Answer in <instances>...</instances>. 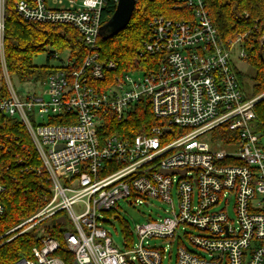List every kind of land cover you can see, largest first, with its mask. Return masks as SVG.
<instances>
[{
	"label": "built area",
	"instance_id": "built-area-1",
	"mask_svg": "<svg viewBox=\"0 0 264 264\" xmlns=\"http://www.w3.org/2000/svg\"><path fill=\"white\" fill-rule=\"evenodd\" d=\"M178 1L190 17L150 22L144 52L160 54L159 65L115 74L100 87L93 81L116 69L114 61L99 59L106 0H15L25 20L69 23L89 47L81 65L69 67L67 57L46 78L24 80L41 88L22 95L6 63V0H0V113L23 123L52 190L39 211L4 235L61 215L66 221L57 224H72L43 235L32 256L16 264H162L168 245L151 243L158 238L177 241L175 264H264V135L253 127L264 93L249 98L238 80L231 48L242 37L226 47L205 0ZM239 54L245 57L242 48ZM140 100L158 117L149 132L101 139L104 119L124 117ZM217 127L223 131L216 130V139L203 138ZM150 198L167 202L166 214L138 223L137 241L124 234L125 248L119 247L102 214L116 211L121 199L149 204ZM181 234L206 254L187 247Z\"/></svg>",
	"mask_w": 264,
	"mask_h": 264
},
{
	"label": "trees",
	"instance_id": "trees-1",
	"mask_svg": "<svg viewBox=\"0 0 264 264\" xmlns=\"http://www.w3.org/2000/svg\"><path fill=\"white\" fill-rule=\"evenodd\" d=\"M15 0H6L5 56L8 71L13 78L44 79L62 64H51L52 59L67 51L69 67L81 65L89 54L83 35L69 23L29 21L14 9ZM209 14L218 30L220 41L230 48L242 37L239 47L245 51L244 59L254 69L251 84L245 80L249 74L234 66L242 89L248 97L264 92V0H205ZM116 0H106L102 10L105 23L116 8ZM155 16L181 19L191 16V10L178 0H136L130 22L113 36L97 38L99 59L114 61L116 69L107 73L104 81H93L104 87L113 75L127 71H148L161 62L160 54L144 52V43L150 39V22ZM46 52V63L34 64V56ZM2 89L3 94L5 90ZM254 130L264 135V97L255 105ZM64 122V120H55ZM158 122V117L145 100L135 103L122 118L108 115L99 128L101 139L116 134L130 140L137 134L147 133ZM223 131L222 127L215 128ZM0 178L4 191L0 202V264H16L32 256V248L40 244L43 235L58 234L48 229V218L33 226L16 227L39 211L51 197V182L44 172H38L41 160L21 121L0 113ZM27 228V229H26ZM123 230L131 236V230Z\"/></svg>",
	"mask_w": 264,
	"mask_h": 264
},
{
	"label": "rangeland",
	"instance_id": "rangeland-1",
	"mask_svg": "<svg viewBox=\"0 0 264 264\" xmlns=\"http://www.w3.org/2000/svg\"><path fill=\"white\" fill-rule=\"evenodd\" d=\"M239 52H240L239 44H234L231 48V61L233 65L237 67L239 70L249 74V78H247L245 81L251 84L250 75L254 73V69L246 62L244 57L240 56ZM67 57H68V52L64 51L59 55V58L52 59L51 64H54V65L61 64L62 61L66 60ZM44 63H46V52H41V53H38L36 56H34V64L42 65ZM13 82H14V85L17 91L22 95H26L27 93L31 92L33 89L40 90L41 88V86L39 85L35 86L31 83L20 82L16 78H13ZM1 85H2V80H1V73H0V87ZM46 87L47 86L44 85V88ZM243 92L247 96V91L243 89ZM263 93L264 92L258 95H261ZM37 120L41 121L42 119L41 117H39ZM203 138L206 140H208L209 138L216 139L217 138L216 130L209 131L208 133L203 135ZM172 194H173L174 201L177 202L176 188L173 189ZM233 205H234V201L233 199H231L228 204V212L230 213L232 217H234ZM169 206L170 205L167 202L157 199V198H150L149 204H145V203L138 204L136 202L131 204L128 201L121 199L118 201V206L116 207V211L112 213L102 214V218H101L103 220L102 225L110 232V235L112 239L114 240V243L117 244L119 247L125 248V239H124L125 231L123 230L124 225L130 228L131 236L129 235V237L130 239L134 238L133 242H136L137 237L135 234H133V231H135L136 225L149 218L156 219L160 215H165L166 210L169 208ZM117 215L119 217H116ZM71 228H72V224L70 222H67V224L62 226V225L57 224L56 217L48 218V229L50 230H55V231L58 230L57 233H60L62 230L66 231V230H70ZM185 229L188 232L195 233L196 231V229L188 225L185 226ZM180 231L182 232L181 228H180ZM181 237L184 243L187 245V247L197 252L206 254L200 248L190 243L189 239L186 236L181 234ZM151 243H160L159 245H162V246L168 245L167 256L163 259L162 264H175L177 247H178V243L176 240L173 241L172 243H169L167 239L158 238V239H151Z\"/></svg>",
	"mask_w": 264,
	"mask_h": 264
},
{
	"label": "water",
	"instance_id": "water-1",
	"mask_svg": "<svg viewBox=\"0 0 264 264\" xmlns=\"http://www.w3.org/2000/svg\"><path fill=\"white\" fill-rule=\"evenodd\" d=\"M136 0H117L116 8L111 17L101 25L100 35L104 37L113 36L119 32L130 22L133 10L135 8ZM69 88L66 89L68 91ZM185 171V170H184ZM182 171V172H184ZM165 174H172L176 170H164ZM66 218L61 215L57 218V223H64Z\"/></svg>",
	"mask_w": 264,
	"mask_h": 264
}]
</instances>
